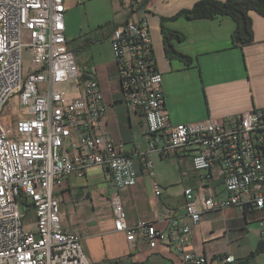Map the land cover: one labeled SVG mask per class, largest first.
<instances>
[{
	"label": "built area",
	"instance_id": "2783aa9c",
	"mask_svg": "<svg viewBox=\"0 0 264 264\" xmlns=\"http://www.w3.org/2000/svg\"><path fill=\"white\" fill-rule=\"evenodd\" d=\"M147 1L128 0V6ZM64 3L0 0V264H93L83 237L61 228L58 192L69 176L82 177L93 166L106 169V182L116 190L137 184L133 157L103 129L107 108L100 82L80 76L68 48ZM151 37L147 20L132 17L110 38L124 103L145 114L154 137L139 155L152 169L158 143L161 151L189 153L192 168L206 178H213L214 166L221 170L227 196L203 199L200 210L189 187L188 224L174 220L157 230L148 221L130 226L115 194V230L152 250L159 244L173 248L182 264H235L233 256H199L187 248L203 212L229 207L264 212V108L172 126ZM30 210L35 222L27 230L23 222Z\"/></svg>",
	"mask_w": 264,
	"mask_h": 264
},
{
	"label": "crops",
	"instance_id": "0c3cea01",
	"mask_svg": "<svg viewBox=\"0 0 264 264\" xmlns=\"http://www.w3.org/2000/svg\"><path fill=\"white\" fill-rule=\"evenodd\" d=\"M64 1L68 48L80 76L100 82L107 108L103 129L124 154L133 157L138 178L135 187L116 190L106 182V169L101 166L89 167L82 177L69 176L58 192L61 228L83 237L93 264H182L181 256L173 248L159 244L152 250L140 238L129 242L125 233L116 231L113 196L116 194L120 199L130 226L148 221L157 230H164L174 220L188 224L185 191L189 187L195 190L200 210L203 199L219 200L227 196L224 176L214 166L213 178H206L192 168L191 154L161 151L160 143L152 153L153 168H146L139 154L149 149L154 137L147 132L145 114L125 105L116 61L114 57L107 62L102 60L99 46L109 38L111 48L110 38L115 29L132 17L147 20L152 31L154 57L163 78L169 123L178 126L210 118H234L244 111L264 108V16L250 13L255 40L235 47L232 42L235 22L229 18L173 19L199 0H148L137 7L128 6V0ZM90 1H95L99 8L106 6L105 10L111 13L108 21L112 27L107 32L100 28L88 32L85 26L81 27L83 35L76 38V45L82 57L87 55L91 59L86 68L83 58L74 52L77 48L68 39V35L73 38L76 34L67 17L73 10L82 11ZM163 28L184 37L181 41L172 39L171 43L190 63L167 55ZM156 188L161 194L156 195ZM263 228L262 211L229 207L203 212L200 223L191 229L187 250L199 256L230 255L236 258L237 264L251 256L263 239ZM249 264H264V253L251 259Z\"/></svg>",
	"mask_w": 264,
	"mask_h": 264
},
{
	"label": "trees",
	"instance_id": "16d2710c",
	"mask_svg": "<svg viewBox=\"0 0 264 264\" xmlns=\"http://www.w3.org/2000/svg\"><path fill=\"white\" fill-rule=\"evenodd\" d=\"M251 12L264 16V0H199L194 7L181 11L173 19L179 17H185L189 20L229 18L235 22L232 42L235 47H238L252 44L255 40ZM163 33L164 43L168 52L167 55L172 59H186L190 63L188 58L176 52L171 43L172 39L181 41L184 37L165 28H163ZM260 253H264V239L257 244L256 249L248 259L240 261L237 264H249V261Z\"/></svg>",
	"mask_w": 264,
	"mask_h": 264
},
{
	"label": "rangeland",
	"instance_id": "374dc122",
	"mask_svg": "<svg viewBox=\"0 0 264 264\" xmlns=\"http://www.w3.org/2000/svg\"><path fill=\"white\" fill-rule=\"evenodd\" d=\"M104 6L105 5H102L99 8V7H97V3H95V1H90L88 4H86L85 7H83L82 11H80L79 9L71 11V13L68 15L67 19L69 18L70 25L72 27V31L74 32V34H76V36L73 38H71L70 35H68V39L71 41L70 44L72 45V47L77 48L76 38L78 36L81 37V35H83L81 30H80L81 27H83V26H85V28L88 32H91L92 29H94V28H95V30H98L100 28L106 32L109 29H111L112 26H111L110 22L108 21V20H110L109 18L111 17V13L107 12V10H105L106 6L105 7ZM103 14H104V16H103ZM65 17H66V15H65ZM68 26L69 25L67 23V27ZM99 47L100 48H99L98 52L100 53V58L102 60H104L105 62L109 61L110 59L113 60V55H112V51H111L110 44H109V38H106L105 41L102 42ZM74 52H75L76 56L83 58V63L85 64L84 66L86 68L89 67L91 59L87 55L82 57L83 54L80 52V50H78V48ZM29 55H30L29 52H25L26 58H29ZM78 72H79V69H78ZM20 210L22 211V213L25 214L24 205L20 206ZM34 217H35L34 212L32 210H30L28 215H26V217L24 218L23 223H24L27 230L34 228V222H35Z\"/></svg>",
	"mask_w": 264,
	"mask_h": 264
}]
</instances>
